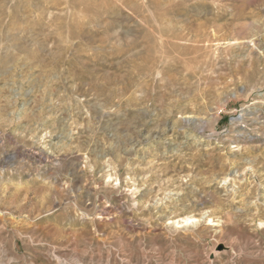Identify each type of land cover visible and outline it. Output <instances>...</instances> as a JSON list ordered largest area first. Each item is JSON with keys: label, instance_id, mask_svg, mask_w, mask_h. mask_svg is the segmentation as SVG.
Listing matches in <instances>:
<instances>
[{"label": "rangeland", "instance_id": "rangeland-1", "mask_svg": "<svg viewBox=\"0 0 264 264\" xmlns=\"http://www.w3.org/2000/svg\"><path fill=\"white\" fill-rule=\"evenodd\" d=\"M0 264H264V0H0Z\"/></svg>", "mask_w": 264, "mask_h": 264}]
</instances>
